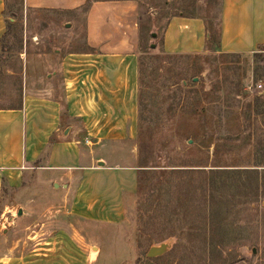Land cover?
<instances>
[{
	"label": "rangeland",
	"instance_id": "rangeland-1",
	"mask_svg": "<svg viewBox=\"0 0 264 264\" xmlns=\"http://www.w3.org/2000/svg\"><path fill=\"white\" fill-rule=\"evenodd\" d=\"M140 2L141 80L135 142L139 175L124 218L102 223L70 215L63 197L37 172L30 177V190L4 192L0 262L21 257L40 242L36 235L40 223H34V208L28 203L34 199L46 201L50 208L47 215L42 209L35 214L49 221L43 228L45 236L61 231L57 242L72 247L73 254L65 250L64 260L78 257L79 264H264V183L256 191L255 175L247 172L264 168L256 166L264 161V112L257 113L254 104L256 98H264V45L242 53L218 49L221 0ZM8 5L6 15L13 18V26L0 56V107L18 106L24 94L45 93L52 84L59 92L62 77L56 84L49 79L62 55L84 49L83 10L68 17L56 11L25 12L20 0H10ZM180 13L205 18L211 38L203 52L164 51L165 27ZM126 148L117 144L106 153L113 161L126 163L118 157ZM218 168L231 172H210ZM212 179L216 190L210 199ZM20 208L27 214L15 221L23 215H18ZM212 208L220 215L214 217ZM194 231L215 235L222 242V254L186 253ZM167 240L171 251L158 257L147 255L152 245Z\"/></svg>",
	"mask_w": 264,
	"mask_h": 264
},
{
	"label": "crops",
	"instance_id": "crops-1",
	"mask_svg": "<svg viewBox=\"0 0 264 264\" xmlns=\"http://www.w3.org/2000/svg\"><path fill=\"white\" fill-rule=\"evenodd\" d=\"M9 1L0 0V52L7 20H13L6 15ZM87 2L23 0V10L72 17ZM141 15L140 0H92L84 11V49L62 55L49 79L56 84L62 77L60 91L52 84L45 93L24 94L18 106L0 107V203L5 190L21 194L30 190V177L39 172L63 197L70 215L102 223L124 218L139 175L135 142ZM209 37L203 16L180 13L165 27L163 49L173 54L200 53ZM263 45L264 0H221L218 49L242 53ZM117 144L127 147L118 156L126 163L115 162L106 153ZM28 203L34 208V223H40L36 231L40 242L29 253L0 264H79L78 257L63 259L66 252H73L70 245L57 242L61 231L54 230L49 237L43 233L49 221L35 214L41 209L43 215L50 213L46 201Z\"/></svg>",
	"mask_w": 264,
	"mask_h": 264
},
{
	"label": "trees",
	"instance_id": "trees-1",
	"mask_svg": "<svg viewBox=\"0 0 264 264\" xmlns=\"http://www.w3.org/2000/svg\"><path fill=\"white\" fill-rule=\"evenodd\" d=\"M91 3H92V0H88V2L82 7V9L84 11H87L89 9ZM9 6L10 5H8V7ZM19 6L23 9V0H20V5ZM7 22H8V29H9L10 27L13 26V22H11L10 19H8ZM7 32H6V34H7ZM6 34L4 35L1 52L4 49V40H5ZM210 38H211V35H210ZM140 46H141V42H140ZM1 52H0V56H1ZM140 80H141V78H140ZM139 101H140V92H139ZM254 104L256 106L257 110H255V111H257V113L264 112V110H260V108H259V107H264V98H256V102ZM141 161L143 162L144 160H141ZM143 163H145V162H143ZM140 166H149V165L141 164ZM256 166H264V161L261 160L260 162H258V164H256ZM190 170H192V169H190ZM247 170H246L247 172L253 173L255 175V177H254V181L256 183L255 188H256V191H258L260 189V183L261 182L264 183V168H263V170H260L259 168H250V169H247ZM189 172H191V171H189ZM210 172L212 174H218V173H227V172H231V171H229V169L218 168V169H210ZM209 184L211 186L208 187V189L212 190V194L209 195V196H211L210 197V199H211V198L214 197L213 193L216 190L215 189L216 182H215L214 179H212L209 182ZM206 207H208V205H206ZM209 209H211V207ZM220 213L221 212L217 208L216 209L214 208L212 210V214H213L214 217H217L218 215H220ZM150 221H153V219H151ZM222 233L223 232H221V235H222ZM189 239H190V247L188 248V251H186V253L188 252L189 255H194L195 256L201 250L204 251L205 254H207V255L208 254L215 255V257L218 256V255L220 256L222 254V251H223L222 242H220V240L218 238H216L215 235H211V237H208L206 233L201 235V234H197L194 231V232H191V235H190ZM176 248H178V247H176ZM171 250L172 249H170V251ZM174 251H175V249H174ZM225 261H226V259H224V262Z\"/></svg>",
	"mask_w": 264,
	"mask_h": 264
},
{
	"label": "water",
	"instance_id": "water-1",
	"mask_svg": "<svg viewBox=\"0 0 264 264\" xmlns=\"http://www.w3.org/2000/svg\"><path fill=\"white\" fill-rule=\"evenodd\" d=\"M156 33L154 32L153 33V36H155ZM55 186H58V184H55ZM23 208H20L18 210V215H22L23 214ZM13 219V218H12ZM172 247V243L167 240V241H163L161 242L160 244L158 245H152L148 252H147V255L149 257H158V256H162L164 255L165 253H167Z\"/></svg>",
	"mask_w": 264,
	"mask_h": 264
}]
</instances>
